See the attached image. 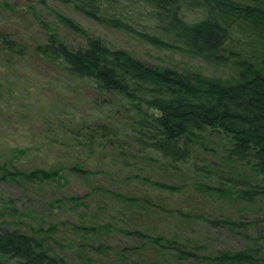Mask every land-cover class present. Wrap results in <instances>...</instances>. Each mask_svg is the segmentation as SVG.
I'll list each match as a JSON object with an SVG mask.
<instances>
[{"label":"trees","instance_id":"1","mask_svg":"<svg viewBox=\"0 0 264 264\" xmlns=\"http://www.w3.org/2000/svg\"><path fill=\"white\" fill-rule=\"evenodd\" d=\"M54 1L213 72L145 62L59 16L84 45L71 48L48 29L31 56L83 87L93 103H121L129 136L84 123L69 143L84 158L26 171L15 164L25 149L15 150L0 164V183L66 185L65 171L86 180L100 173L115 186L93 189L116 214L103 217L105 205L91 208L72 195L49 205L83 208L77 219L27 222L31 209L21 213L9 200L0 207V264H99L102 254L106 264H264V0ZM0 51L28 54L2 29ZM107 145L115 172L91 170L86 158ZM115 232L135 244L103 246ZM221 232L236 243L213 245L211 234Z\"/></svg>","mask_w":264,"mask_h":264},{"label":"rangeland","instance_id":"2","mask_svg":"<svg viewBox=\"0 0 264 264\" xmlns=\"http://www.w3.org/2000/svg\"><path fill=\"white\" fill-rule=\"evenodd\" d=\"M59 16L71 18L86 31L102 37L109 46L129 50L145 62L163 65L170 62L179 65L186 63L206 73L213 72L199 59L168 50H157L121 33L108 31L70 6L54 0H0V29L10 32L18 42L25 45L28 52L20 56L0 51V164L17 155V150L25 149L24 153H18L19 159L15 160L17 167L23 170L51 168L58 165V162H68V166L85 156L82 148L69 147L72 133L84 123L105 124L120 131V138L129 136L125 130V114L121 103H93V97L83 87L31 56L30 51L35 44L47 39L48 29L54 30L71 48L84 45V38L63 25ZM99 141L96 138V142ZM67 144L68 147L65 146ZM113 150L108 145L100 151L96 150L95 154L86 158L87 165L91 170L100 169L113 174L115 167L110 166ZM133 170H137V167L134 166ZM65 174L66 185L46 182L29 186L20 182H1L0 207L10 200L21 213L31 209L32 214L28 218L22 217L27 222L33 221V215L42 216L49 222L77 219L79 212L85 211L83 208L72 210L71 204L65 201L63 204L66 206L63 207L49 205L54 198L63 199L72 195L83 197L84 202L91 201V208L96 203L105 205V209L100 211L103 217H109L116 210L110 198L103 194L97 195L93 189L96 184L112 188L115 186L113 180L100 173L91 180L67 171ZM2 220L0 215V223ZM59 231L57 236L66 235V230L61 228ZM211 240L216 247L236 243L235 239L222 232L211 234ZM102 241L103 246L119 243L127 247L135 244L121 232L112 233ZM98 257L101 260L99 264L110 261L106 254Z\"/></svg>","mask_w":264,"mask_h":264}]
</instances>
